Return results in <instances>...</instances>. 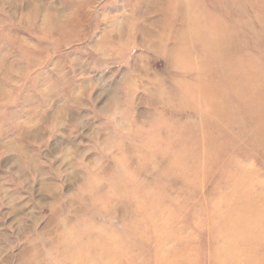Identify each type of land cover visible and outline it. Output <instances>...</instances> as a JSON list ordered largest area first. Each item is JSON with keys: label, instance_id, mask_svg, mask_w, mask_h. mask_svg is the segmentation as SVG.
<instances>
[{"label": "rangeland", "instance_id": "1", "mask_svg": "<svg viewBox=\"0 0 264 264\" xmlns=\"http://www.w3.org/2000/svg\"><path fill=\"white\" fill-rule=\"evenodd\" d=\"M0 264H264V0H0Z\"/></svg>", "mask_w": 264, "mask_h": 264}]
</instances>
